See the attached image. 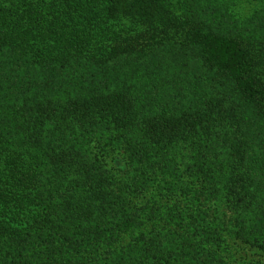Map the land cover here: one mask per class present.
Segmentation results:
<instances>
[{
  "label": "trees",
  "instance_id": "obj_1",
  "mask_svg": "<svg viewBox=\"0 0 264 264\" xmlns=\"http://www.w3.org/2000/svg\"><path fill=\"white\" fill-rule=\"evenodd\" d=\"M174 1L0 0V264H264V36Z\"/></svg>",
  "mask_w": 264,
  "mask_h": 264
},
{
  "label": "rangeland",
  "instance_id": "obj_2",
  "mask_svg": "<svg viewBox=\"0 0 264 264\" xmlns=\"http://www.w3.org/2000/svg\"><path fill=\"white\" fill-rule=\"evenodd\" d=\"M174 2L175 12L181 14L185 11V6L189 9L191 5L194 12L200 8L199 12L210 24L231 34L253 40L264 36V0H175ZM168 199V206L172 207L171 202L174 199L169 197ZM236 244L239 242L230 240V249L236 251L242 248L241 245L235 247ZM258 253L262 252L256 248L250 250V254ZM241 254L245 255V251H241Z\"/></svg>",
  "mask_w": 264,
  "mask_h": 264
}]
</instances>
